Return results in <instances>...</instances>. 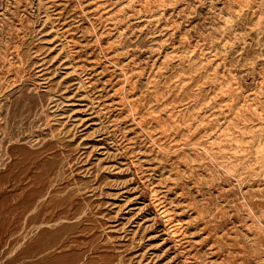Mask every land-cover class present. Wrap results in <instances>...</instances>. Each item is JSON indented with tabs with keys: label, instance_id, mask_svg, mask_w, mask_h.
Segmentation results:
<instances>
[{
	"label": "rangeland",
	"instance_id": "rangeland-1",
	"mask_svg": "<svg viewBox=\"0 0 264 264\" xmlns=\"http://www.w3.org/2000/svg\"><path fill=\"white\" fill-rule=\"evenodd\" d=\"M0 264H264V0H0Z\"/></svg>",
	"mask_w": 264,
	"mask_h": 264
}]
</instances>
